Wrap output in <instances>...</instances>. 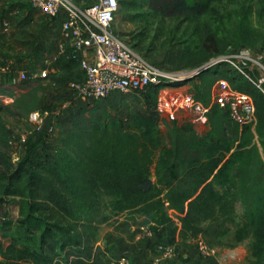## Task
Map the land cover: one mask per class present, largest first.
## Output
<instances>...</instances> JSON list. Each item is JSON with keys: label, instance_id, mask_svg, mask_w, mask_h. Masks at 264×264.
<instances>
[{"label": "trees", "instance_id": "obj_1", "mask_svg": "<svg viewBox=\"0 0 264 264\" xmlns=\"http://www.w3.org/2000/svg\"><path fill=\"white\" fill-rule=\"evenodd\" d=\"M220 1L146 3L158 14L188 20L212 12ZM2 37L0 32V40ZM211 46L209 53L218 49ZM63 59L53 63L63 68L77 64L75 60L61 63ZM14 70L11 66L7 74ZM28 74L33 79V72ZM228 86L232 92L248 96L254 108L250 118L240 119L234 105L213 107L212 115L219 114L230 123L229 136L214 129L211 121L213 129L202 132L175 106L164 113L174 137L172 145H164L155 112L158 85L137 92L142 93L147 111L136 112L127 122L104 121L81 111L76 120H69V126L74 121L70 129L58 137L55 154L33 156L30 143L14 172L0 175V188L18 203L23 227L18 243L5 245L0 239V264L94 263L100 255L108 256L96 247V221L103 198H107L108 212L100 221L143 216V224L160 240L161 228L176 221L173 233L179 241L199 239L215 247L236 225L232 246L252 237L254 262L264 264V96L243 79L238 83L229 80ZM2 129L10 147L11 131L4 125ZM211 131L215 138L209 137ZM238 201L243 218L237 224ZM176 241L162 243L178 244Z\"/></svg>", "mask_w": 264, "mask_h": 264}, {"label": "rangeland", "instance_id": "obj_2", "mask_svg": "<svg viewBox=\"0 0 264 264\" xmlns=\"http://www.w3.org/2000/svg\"><path fill=\"white\" fill-rule=\"evenodd\" d=\"M116 29L146 59L174 73L176 77L186 76L162 83L156 89L155 112L164 145L170 146L174 140L172 128L164 113L166 108L172 111L175 106L183 110L186 121L196 122L202 132L213 129L211 126L214 125V129L218 128L223 135L229 136L227 126L230 123L219 114L212 115L211 111L215 106L228 109L233 104L241 106L244 111L248 110V100L230 92L228 86L229 80L238 83L242 78L225 68L210 69L200 75H193L192 70L198 68L213 53L230 45L264 51V0H222L215 3V10L212 12L188 20L182 16L158 14L149 8L146 0H120ZM0 32L3 34L1 40H5L4 36L8 37L5 42L21 39L31 46L28 51L16 55L10 48L11 43L4 47V43L0 41V57L6 54L7 57L18 58V65L11 61H0V64L7 63L15 67L13 73L3 78L0 86V175H10L26 150L21 147L20 159H15L13 149L5 142L2 126L12 133L27 131L25 129L32 127L28 119L32 111L59 108L65 98L74 95L68 93L70 89L67 81L70 78L67 76H58L59 82L54 83L57 79L53 66H50L49 77L45 79L34 80L30 76L27 80H20L21 68L35 72L50 65V61H46L47 47L52 45L55 50L59 40V26L49 27L45 15L35 9L30 0H0ZM44 38L48 41L47 46L38 49L37 53V45ZM203 41L213 45H210L211 48L216 46L218 49L209 53L210 46L204 47ZM40 50L46 51L40 55ZM36 102V108L29 112V107ZM73 106L66 109V120L61 121L55 129L53 135L56 142L73 125L74 121L69 126V120H76L81 111L104 121L121 119L124 122L131 119L136 112L147 111L142 93H115L104 99H78V103ZM209 137L215 138V132L211 131ZM30 143L32 144V140ZM160 152L161 148L157 150L156 158ZM72 153L77 155L74 150ZM154 167L155 163L152 164V171ZM102 201L96 221V247L107 252L108 256L103 254L94 263L80 264H114L122 256L128 257L134 264H140V258L145 259L144 256L141 257L142 254L146 255L151 264H176L177 261L188 259L190 246H186L182 240L179 241L173 233L176 221L161 228L160 235L163 240H160L158 235L144 229L143 224H132L126 215L100 221V217L108 212L107 198ZM235 217L237 224L242 221L243 206L240 201L236 203ZM7 222L11 224L8 226ZM235 227L218 248L214 247L213 256H219L223 264H255L251 250L252 237L232 246ZM22 232L18 203L15 198L3 194L0 188V239L5 245L18 243ZM171 239L177 240L178 244H170L174 247L173 255L165 257L163 249L159 247L164 245L162 242ZM198 249L200 257L206 259L199 244Z\"/></svg>", "mask_w": 264, "mask_h": 264}, {"label": "built area", "instance_id": "obj_3", "mask_svg": "<svg viewBox=\"0 0 264 264\" xmlns=\"http://www.w3.org/2000/svg\"><path fill=\"white\" fill-rule=\"evenodd\" d=\"M30 3L45 15L49 27L58 25L60 29L61 38L57 42V50L46 61L54 62L64 57L78 61L80 74L68 81L74 97L65 98L59 108L32 111L28 118L32 127L25 129L27 131L11 132L9 145L15 159H20L21 147L26 150L25 154L28 153L30 140L34 146L33 156L55 154V129L61 121L66 120V109L77 104L78 99H104L115 93H137L150 86L186 77H176L174 73L149 61L118 32L116 21L120 0H30ZM216 68L232 71L243 80L254 84L264 96V51L230 45L193 69L192 74L199 75L203 71ZM10 71V64H0V86ZM19 72L20 80L29 78L26 69H20ZM49 73V65H46L32 75L37 80L49 77ZM232 93L243 96L249 103L247 111L233 104L237 107V118H250L254 109L251 99L241 93ZM146 227L143 226L152 233ZM198 244L206 258L215 253L214 247L204 241L200 240ZM159 248L163 249V256L173 255V246L160 245ZM116 262L134 264L125 256L118 258Z\"/></svg>", "mask_w": 264, "mask_h": 264}, {"label": "crops", "instance_id": "obj_4", "mask_svg": "<svg viewBox=\"0 0 264 264\" xmlns=\"http://www.w3.org/2000/svg\"><path fill=\"white\" fill-rule=\"evenodd\" d=\"M10 36H11V34H10ZM61 38V33H60V29H59V39ZM4 39L6 40V39H8V37L7 36H4ZM5 40L3 41V40H0V41H2L3 43H4V47H8L9 46V44L11 43L12 45H11V50L13 51H15L16 53H14V54H16V55H21L22 54V52L24 53V52H26V51H28L30 48H31V46L29 45V44H26V43H24L23 41H21V39H19V40H17V41H14V39L11 41V42H8V41H6L5 42ZM59 41V40H58ZM1 42V43H2ZM43 42V43H42ZM47 43H48V41L44 38V39H41V43H39V44H43V46H47ZM38 44V45H39ZM2 45V44H1ZM37 45V46H38ZM56 48H57V46H56ZM44 50V49H43ZM56 50V49H55ZM54 50V47L52 46V45H50V46H48L47 47V51H46V59H47V57H48V53H51V52H53V51H55ZM37 53H38V48H37ZM44 51V52H45ZM44 52L42 51V50H40V55H43L44 54ZM18 58H16V56H12V57H7V55L6 54H2L1 55V57H0V61H11L12 63H14L15 65L17 64L18 65ZM69 62H71V59H69V58H65L64 57V59L63 60H61V63H69ZM24 63V62H23ZM60 63V62H59ZM49 68H50V66L52 67L53 66V71L55 72V79H57L56 81H54V83H57V82H59V77H64V76H67L68 78H70V79H72V78H74V77H76V76H78L79 77V74H80V71H79V65H78V61H77V64L75 65V66H73V67H71V68H63L60 64L58 65V64H55L54 65V63L52 62V61H50L49 62ZM24 65V64H23ZM13 68H15L14 66H13ZM191 68V67H190ZM59 76V77H58ZM68 81H69V79H68ZM68 81H67V83H68ZM68 89H69V87H68ZM69 94H71V91H69ZM143 219H144V217L143 216H140V217H138L137 219H134V220H129V221H131V223L132 224H135V223H141V224H143ZM144 225V224H143ZM136 226H138L139 227V225H136ZM233 236V239H234V234L232 235ZM225 240V237L223 238V241ZM199 239H188V240H185V241H183V243L187 246V245H189L190 246V249H188V250H191V252H190V254H189V257H188V259L186 258L185 260H183V261H177L176 262V264H223V261H222V259L219 257V256H217V255H215V256H213V257H209V258H206V259H204V258H201L200 257V251H199V249H198V243H199ZM232 243H234V241L232 242ZM241 242H238V243H236V244H240ZM216 248H218V246H216ZM132 252V251H131ZM139 253H141V252H139ZM138 254V253H137ZM136 254V255H137ZM136 255H134V257L136 256ZM145 257V259H141L140 258V260H139V262H140V264H151L150 262H149V260H147V258H146V255H144V254H142L141 255V257ZM205 257V256H204ZM136 258V257H135ZM136 260V259H135Z\"/></svg>", "mask_w": 264, "mask_h": 264}]
</instances>
